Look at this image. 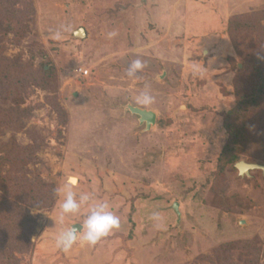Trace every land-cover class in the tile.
<instances>
[{
	"label": "rangeland",
	"instance_id": "rangeland-1",
	"mask_svg": "<svg viewBox=\"0 0 264 264\" xmlns=\"http://www.w3.org/2000/svg\"><path fill=\"white\" fill-rule=\"evenodd\" d=\"M261 59L264 0H0V264H264V171L235 168L264 167V103L232 117L237 161L219 160ZM69 177L121 223L65 253L56 235L86 216L57 221Z\"/></svg>",
	"mask_w": 264,
	"mask_h": 264
},
{
	"label": "clouds",
	"instance_id": "clouds-1",
	"mask_svg": "<svg viewBox=\"0 0 264 264\" xmlns=\"http://www.w3.org/2000/svg\"><path fill=\"white\" fill-rule=\"evenodd\" d=\"M110 35H114L110 34ZM59 39V34L56 36ZM145 63L141 59H136L127 68L129 78H138L137 73L145 68ZM154 96L147 89L141 91L135 97V103L145 108L154 103ZM77 184L75 178H69L65 184L57 189L60 197V206L57 216L59 224L64 225L67 218L78 215L83 211L86 216L78 229L71 225L63 228L55 237V245L58 249L68 253L77 242L89 247L95 246L106 238L114 230L120 228V218L115 215L107 201L94 198L91 193L73 191ZM150 219L157 227L163 226V220L159 212H153Z\"/></svg>",
	"mask_w": 264,
	"mask_h": 264
},
{
	"label": "trees",
	"instance_id": "trees-1",
	"mask_svg": "<svg viewBox=\"0 0 264 264\" xmlns=\"http://www.w3.org/2000/svg\"><path fill=\"white\" fill-rule=\"evenodd\" d=\"M252 67L254 70V75L258 78L261 84L259 87L254 88L250 96L242 97L244 99H242L241 103L236 108L232 109L227 115L228 117L226 120L225 129L228 138L219 157V160L221 162H224V164L235 163L237 161V157L234 155V149L238 144L240 135L244 133L245 130L244 125H237L235 122L232 123V117L240 115L241 111H247L249 113L253 110H260L262 108L261 106H263L264 103V59L255 61V64H252ZM39 186L42 187L39 190L41 192V195L36 204L34 203V206H38L39 208H49L53 204V198H51L50 195L52 192L51 187L44 183H40ZM32 200H34V202L36 201V199H34L33 197ZM34 223L35 222L30 218H28L26 222V224L29 225L30 235L33 230L32 228H34L35 226Z\"/></svg>",
	"mask_w": 264,
	"mask_h": 264
},
{
	"label": "water",
	"instance_id": "water-1",
	"mask_svg": "<svg viewBox=\"0 0 264 264\" xmlns=\"http://www.w3.org/2000/svg\"><path fill=\"white\" fill-rule=\"evenodd\" d=\"M75 32L81 33V35L76 36ZM75 32L73 33V35L75 37H84V35H85L83 29H78ZM129 110L131 111V113L139 116L140 123H142V124L144 123L146 125L147 129H149L152 125H154L155 116H154L153 112L144 111V110H140V109L133 108V107H129ZM235 168L238 171L239 176H241V177H243V176H247L248 177L249 173L251 171H254V170L264 171V167L263 166L256 165V164H248V163H245L243 161H240V162L236 163L235 164ZM173 209L178 214V216H180L177 204H174ZM74 227L79 229L81 226L78 225V224H74Z\"/></svg>",
	"mask_w": 264,
	"mask_h": 264
},
{
	"label": "built area",
	"instance_id": "built-area-1",
	"mask_svg": "<svg viewBox=\"0 0 264 264\" xmlns=\"http://www.w3.org/2000/svg\"><path fill=\"white\" fill-rule=\"evenodd\" d=\"M78 74H79V76L80 77H85V76H87L88 75V71H83L82 69H79L78 70Z\"/></svg>",
	"mask_w": 264,
	"mask_h": 264
},
{
	"label": "bare ground",
	"instance_id": "bare-ground-1",
	"mask_svg": "<svg viewBox=\"0 0 264 264\" xmlns=\"http://www.w3.org/2000/svg\"><path fill=\"white\" fill-rule=\"evenodd\" d=\"M75 35H76V36H79V35H81V33L75 32ZM153 127H154V126H153ZM69 178H72V177H69Z\"/></svg>",
	"mask_w": 264,
	"mask_h": 264
}]
</instances>
